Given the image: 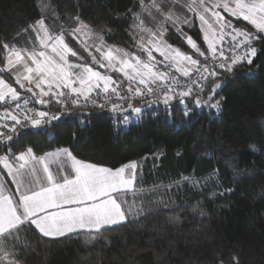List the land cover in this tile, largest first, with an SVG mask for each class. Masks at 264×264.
<instances>
[{"label":"trees","instance_id":"trees-1","mask_svg":"<svg viewBox=\"0 0 264 264\" xmlns=\"http://www.w3.org/2000/svg\"><path fill=\"white\" fill-rule=\"evenodd\" d=\"M151 1L0 0V41L27 47L29 26L43 17L52 34L64 30L65 42L82 57L69 60L104 72L71 34L74 18L107 46L140 55L135 15ZM233 24L254 31L247 22ZM188 34L201 50L206 48L202 34ZM165 39L203 61L171 27ZM254 46L259 51L251 65L238 64L207 84L203 99L213 84L224 81L215 97L222 100L219 114L205 109L187 124L178 103L172 105L174 121L160 104L124 127L110 107H73L68 109L72 114L61 115L39 133L22 129L8 145L17 153L28 146L37 156L66 148L97 165L118 168L136 161L139 167L135 188L123 195L136 212L128 223L59 238L22 229L14 248L16 264H231L232 257L239 264H264V38ZM5 55L0 49V69ZM106 74L125 79L116 72ZM0 75L20 90L7 71ZM30 95L26 91L21 96ZM40 107L62 113L54 103Z\"/></svg>","mask_w":264,"mask_h":264},{"label":"snow or ice","instance_id":"snow-or-ice-1","mask_svg":"<svg viewBox=\"0 0 264 264\" xmlns=\"http://www.w3.org/2000/svg\"><path fill=\"white\" fill-rule=\"evenodd\" d=\"M173 7L186 8L192 18L177 15L172 11ZM157 11L165 23L151 33L146 44L137 41V47L147 53V60L122 49L108 48L105 51L101 45L96 51L102 59L93 56L92 60L105 72L87 64L70 62L69 56L77 57V52L65 42L64 30L61 29L60 34H50L43 17L29 26L41 50L33 48L29 51L0 41V49L6 54V68L0 72L11 73L21 66L22 71L15 72V83L31 93L23 104L18 103L21 93L0 75V102L15 105L11 110L5 108L0 112V144L6 150L0 155V172L6 170L5 175L10 177L13 186L10 190L0 184V252L4 253L0 256V264H16L18 253L14 248L22 229L31 228L43 237L59 238L122 226L136 215L123 199L124 193L135 188L139 167L136 161L108 168L80 160L67 149L37 157L33 148L28 146L17 153L8 145L20 134L18 129L39 133L54 126L53 122L61 115L72 114L67 106L87 107L91 104L103 110L113 95L120 103H110L109 110L116 113L125 126L133 118L142 119L145 111L160 104L169 120L174 121L172 105L178 103L183 111L182 123L187 124L205 109L219 114L222 100L215 97L224 81L213 84L207 99H203L208 82L219 77L222 71L233 72L238 64L251 65L259 51L253 42L264 38V0H199V3L193 0V3L183 5L180 0H163ZM233 20L247 22L254 31L236 27ZM74 22L78 27L72 29L73 36L81 32L82 27H87L78 16ZM166 25L177 31L198 57H203V63L167 42ZM184 28L188 32L196 31L198 36L202 34L206 48L201 50L197 39ZM154 51L163 59L157 61ZM157 64L168 71H161ZM172 70L189 82L182 84L178 76L171 75ZM108 71L119 72L128 81L124 95H121L120 84L106 74ZM194 75L198 79H193ZM93 94L103 96L104 101L98 103ZM151 95L158 99L137 107L131 102L133 98ZM53 102L64 112L50 114L38 107H29L30 103L47 106ZM125 103L126 108L122 106ZM62 159L71 161L70 170L58 167L54 172L50 160ZM183 179L189 180L190 177ZM218 264H225V261L219 260ZM231 264H239L238 258L232 257Z\"/></svg>","mask_w":264,"mask_h":264},{"label":"rangeland","instance_id":"rangeland-1","mask_svg":"<svg viewBox=\"0 0 264 264\" xmlns=\"http://www.w3.org/2000/svg\"><path fill=\"white\" fill-rule=\"evenodd\" d=\"M186 3L191 4V3H193V0H180V4L183 5ZM196 3H199V0H196ZM162 4H163V0H152L148 5H141L140 9L138 10L139 12H137L135 15L136 20H135V24L133 27V31L135 33L137 41H143L146 44L147 41L149 39H151V33L158 30L160 24L165 23L163 16L160 15L157 11V9ZM193 6H195V5H193ZM46 7H47L46 2L42 3L41 8L45 9ZM172 11L175 12L177 15H180L181 17L188 16L189 18H191V16H192L191 13L187 12L186 8L185 9H179V8L173 7ZM141 21L143 23H141ZM166 26H168V25H166ZM76 27H78L77 24H75V26L72 29H75ZM168 27H170V26H168ZM177 27H181V26L177 25ZM48 30H49V28H48ZM49 33L52 34L50 32V30H49ZM74 37L82 44L83 48L85 49V52L87 53L88 57L90 58V60L93 64H95L92 60L93 56H95L97 60L102 59L100 53L96 51L97 47L103 45L102 50H105V51L108 48H116V47H112V46H107L100 39L94 38L91 31L89 30L88 26L82 27L81 32L76 33ZM28 39L30 40V43L27 45V47H24L21 49H27V50L31 51L33 48H35V50H37V51L41 50L39 47L38 41L36 39V36L32 31H31V34L29 35ZM138 50L140 52V55L139 54H136V55L140 56V58L142 60H147V53L142 52L139 48H138ZM153 55L156 57L157 61H160L163 59L155 51L153 52ZM77 58L82 59V57L81 58L77 57ZM70 62L79 63V62L71 61V60H70ZM5 68H6V62H5L3 69H5ZM157 68H159L161 71L168 70V69L164 68L163 65H161V64H157ZM17 70L22 71V67L17 66V69H13V71L11 73L8 72V74L13 78L14 83H15V72ZM104 72H105V70H104ZM108 72L110 73L111 71H108ZM108 72H106V73H108ZM116 73L121 74L119 72H116ZM135 120H136L135 118L132 119V121H135ZM123 126L125 127V125H123Z\"/></svg>","mask_w":264,"mask_h":264},{"label":"built area","instance_id":"built-area-1","mask_svg":"<svg viewBox=\"0 0 264 264\" xmlns=\"http://www.w3.org/2000/svg\"><path fill=\"white\" fill-rule=\"evenodd\" d=\"M240 28V27H239ZM245 30V29H244ZM253 46H254V42H253ZM255 47V46H254ZM227 54V53H226ZM201 63H203L202 61H201ZM165 71H168V70H165ZM171 75H175V76H178L179 77V79H180V81H181V83L182 84H184V83H188L189 81H187V78H184V77H182V76H179V74L178 73H176L175 72V70H172L171 71ZM193 79H198V76H193ZM115 80V79H114ZM211 80V79H210ZM119 84H120V91H121V95H124L126 92H127V87H128V81L126 80V79H124V80H116ZM210 82V81H209ZM208 82V83H209ZM94 95V97H95V94H93ZM31 96V95H30ZM30 96H21V99L19 100V101H17L18 103H21V104H23V100L24 99H28ZM96 99H97V102L98 103H101V102H103L104 101V97L103 96H100V97H95ZM156 99H158V97L157 96H155V95H151V96H144V97H142V98H139V97H137V98H133L132 99V103H134L135 101H141V102H143V101H149V100H156ZM54 103V102H53ZM110 103H120V101H118L117 99H116V97L113 95L112 97H111V100H110V102H109V104L106 106V108L107 107H110ZM54 104H56V103H54ZM58 107H60L61 108V106L60 105H58V104H56ZM14 103H12V102H9V103H7V104H4V103H2V102H0V112H3L4 111V109L5 108H8L9 110H11V109H13L14 108ZM38 107L39 108V110H44V111H47L46 109H41V107L39 106V105H34L33 103H30L29 104V107ZM123 107H127V104L125 103V104H123L122 105ZM74 106H71V105H69V106H67V108L68 109H70V108H73ZM88 107H93V106H91V104H89L87 107H82V108H88ZM64 111V109H62L61 108V112H63ZM50 113V112H49ZM59 113V112H58ZM50 114H57V113H50ZM10 123V122H9ZM22 129H18V131L20 132ZM4 145L3 144H0V148L1 147H3Z\"/></svg>","mask_w":264,"mask_h":264},{"label":"crops","instance_id":"crops-1","mask_svg":"<svg viewBox=\"0 0 264 264\" xmlns=\"http://www.w3.org/2000/svg\"><path fill=\"white\" fill-rule=\"evenodd\" d=\"M11 84V82H9ZM14 87V86H13ZM17 89V88H16ZM22 92H21V91ZM17 89L18 92L21 93V95L24 94V92H26L25 90L23 89ZM66 148H57V149H54V150H50L42 155H46L47 153L49 152H57V151H63L65 150ZM68 150V149H67ZM5 154V152H0V155H3ZM42 155H39V156H42ZM37 156V155H36ZM37 156V157H39ZM70 166H71V161L70 160H67V159H62V160H59V161H52L50 160V168L55 172L57 170L58 167H62L65 169V171L67 170H70ZM101 166V165H100ZM105 167V166H104ZM109 168V167H108ZM6 172V170H5ZM5 172H0V184L4 185L6 188L10 189L11 188L9 187V184L12 186V184L9 182L10 181V177H8L7 175H5ZM9 182V183H8ZM12 189H13V186H12ZM131 192V191H130ZM129 193V192H127ZM125 194V193H124ZM123 194V195H124Z\"/></svg>","mask_w":264,"mask_h":264}]
</instances>
